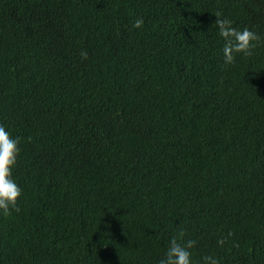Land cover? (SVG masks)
<instances>
[{"label": "trees", "instance_id": "1", "mask_svg": "<svg viewBox=\"0 0 264 264\" xmlns=\"http://www.w3.org/2000/svg\"><path fill=\"white\" fill-rule=\"evenodd\" d=\"M217 13L264 36V0H0V264H158L182 230L264 264V42L225 63Z\"/></svg>", "mask_w": 264, "mask_h": 264}, {"label": "clouds", "instance_id": "2", "mask_svg": "<svg viewBox=\"0 0 264 264\" xmlns=\"http://www.w3.org/2000/svg\"><path fill=\"white\" fill-rule=\"evenodd\" d=\"M215 24L218 26L219 36L223 39V60L227 64L235 63L237 54L251 56L260 42H264V36L250 27H237L235 22L220 13L216 14ZM144 23L143 17L135 20V26L140 27ZM86 55V53H84ZM22 137L14 135L12 131L0 122V215H8L13 208H18V200L23 194V188L14 176L21 149ZM218 243L223 244L221 239ZM197 244L195 239H183V230L180 236L171 237L164 255L158 260V264H196L192 249ZM205 264H220L215 256L204 257Z\"/></svg>", "mask_w": 264, "mask_h": 264}]
</instances>
